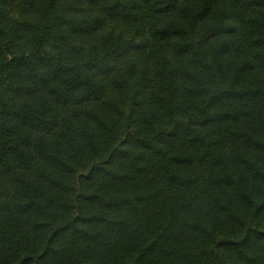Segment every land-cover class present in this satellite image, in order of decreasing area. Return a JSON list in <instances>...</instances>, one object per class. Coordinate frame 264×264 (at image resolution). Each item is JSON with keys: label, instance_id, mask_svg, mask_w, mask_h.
Listing matches in <instances>:
<instances>
[{"label": "trees", "instance_id": "1", "mask_svg": "<svg viewBox=\"0 0 264 264\" xmlns=\"http://www.w3.org/2000/svg\"><path fill=\"white\" fill-rule=\"evenodd\" d=\"M0 264H264V0H0Z\"/></svg>", "mask_w": 264, "mask_h": 264}]
</instances>
